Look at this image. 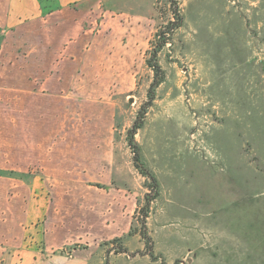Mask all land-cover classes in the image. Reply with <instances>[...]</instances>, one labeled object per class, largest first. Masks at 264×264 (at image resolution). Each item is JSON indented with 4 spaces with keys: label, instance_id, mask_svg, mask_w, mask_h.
<instances>
[{
    "label": "rangeland",
    "instance_id": "rangeland-1",
    "mask_svg": "<svg viewBox=\"0 0 264 264\" xmlns=\"http://www.w3.org/2000/svg\"><path fill=\"white\" fill-rule=\"evenodd\" d=\"M115 1L144 15L133 20L132 83L126 98L113 97L111 113L93 99L58 118L73 126L64 134L70 156H59L65 168H57L68 177L24 182L45 188L43 221L59 228L67 250H88V264H264V0ZM140 121L134 142L157 196L128 145ZM107 137L112 180L126 192L92 185L103 160L89 155L88 142ZM4 183L9 195L0 202L17 203ZM148 199L145 240L140 209Z\"/></svg>",
    "mask_w": 264,
    "mask_h": 264
},
{
    "label": "crops",
    "instance_id": "crops-1",
    "mask_svg": "<svg viewBox=\"0 0 264 264\" xmlns=\"http://www.w3.org/2000/svg\"><path fill=\"white\" fill-rule=\"evenodd\" d=\"M110 4L0 0V180L15 187L18 200L0 202V264H88L91 257L85 249L67 250L59 228L51 230L43 221L48 208L40 195L45 188L26 190L24 182L28 175L35 185L38 178L68 177L57 168H65L59 156H70L72 144L65 135L73 126L57 120L73 116L74 104L89 109L93 99H102L111 113L113 97H127L139 33L133 20L144 15L132 16ZM96 26L101 28L94 32ZM88 146L89 155L103 160L97 164L101 175H90L102 178L93 187L126 192L112 180V140L93 139ZM59 147L64 149L59 152ZM0 195H9L8 188Z\"/></svg>",
    "mask_w": 264,
    "mask_h": 264
},
{
    "label": "trees",
    "instance_id": "trees-1",
    "mask_svg": "<svg viewBox=\"0 0 264 264\" xmlns=\"http://www.w3.org/2000/svg\"><path fill=\"white\" fill-rule=\"evenodd\" d=\"M175 17L177 19V21L179 20V16H177L175 14ZM165 40L162 41V43H164ZM153 68H156V65L154 66L153 65ZM142 120V119H141ZM143 126L142 124V121H140L139 123H135L133 128L128 132V145L129 147H131L132 151H133V162H134V166L136 167V169L140 172V174L144 177H146L147 179H149V181L151 182V188L152 190H154V196H157V193H156V189H157V181H156V178L153 176V174L146 170L142 164V162L140 161V156H139V153H138V148L134 142V136L136 134V131L141 129V127ZM155 198V197H154ZM153 199H148L146 200V204L143 208L140 209V211L142 212V221H141V227H142V230H141V235L143 237V239H147L146 237V233H145V227H146V218H147V215H148V210H149V205L151 203Z\"/></svg>",
    "mask_w": 264,
    "mask_h": 264
}]
</instances>
